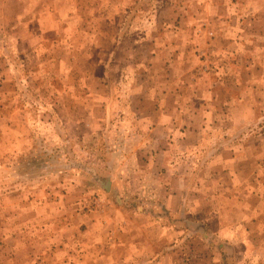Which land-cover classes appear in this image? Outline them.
<instances>
[{
    "label": "rangeland",
    "instance_id": "obj_1",
    "mask_svg": "<svg viewBox=\"0 0 264 264\" xmlns=\"http://www.w3.org/2000/svg\"><path fill=\"white\" fill-rule=\"evenodd\" d=\"M170 140L200 213L233 153L264 176V0H0V264L218 259L215 221L186 237L148 214L143 150Z\"/></svg>",
    "mask_w": 264,
    "mask_h": 264
},
{
    "label": "crops",
    "instance_id": "obj_2",
    "mask_svg": "<svg viewBox=\"0 0 264 264\" xmlns=\"http://www.w3.org/2000/svg\"><path fill=\"white\" fill-rule=\"evenodd\" d=\"M173 149L170 140L167 146L157 145L154 152L143 150L145 159L142 161H144L145 168L162 180L160 187L164 191L163 201L158 203L160 211L154 210L148 213L155 217L154 223H156V218L160 219L158 222H161V216L168 217L171 233L174 231L179 234L181 230L186 237H189L194 229L191 224L194 220L189 218L195 214H203L208 217V221L216 222L220 243L216 245L214 242L208 241V223L206 222L202 226L206 229L207 236L202 233V238H206L211 248L219 246V251L222 250L218 259L208 255L211 259L209 264H231L230 260L237 254H241L243 258L249 257V264H262V262L264 264V259L261 261L258 257H254V253L252 254L256 250V246H264L263 243L256 245L252 234L253 232H258L260 235L264 233V185L261 184L264 181V176L260 175L258 171L261 163L252 158L242 161L237 156L234 157L235 153L230 155L229 161L221 162L213 172L215 180L210 182L214 183L212 191H204L200 195L201 208L203 209L200 213L201 211H197L198 207L195 202L198 196H190L192 191L188 181L193 175L189 171L191 162L179 160ZM245 149L247 150V148ZM229 151L235 150L229 149ZM238 164H249L250 166V170L243 178L239 176L242 173L239 174L236 170ZM262 166H264V162ZM137 209L138 214L142 216L147 214L148 209L144 210V207ZM179 218H185L188 221L186 225H179ZM139 228L137 226L136 230ZM145 230L140 228L138 231ZM171 244V248L178 246L179 235L171 234ZM189 256L193 259L196 257V253L191 251L187 254V258ZM226 259L229 261L227 262Z\"/></svg>",
    "mask_w": 264,
    "mask_h": 264
}]
</instances>
